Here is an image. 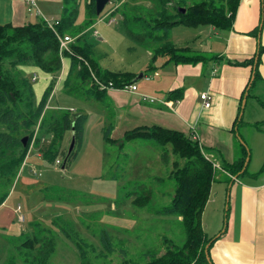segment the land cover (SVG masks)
I'll use <instances>...</instances> for the list:
<instances>
[{
    "label": "rangeland",
    "instance_id": "obj_1",
    "mask_svg": "<svg viewBox=\"0 0 264 264\" xmlns=\"http://www.w3.org/2000/svg\"><path fill=\"white\" fill-rule=\"evenodd\" d=\"M126 1L139 5L145 2L119 0L116 7L121 8ZM188 1L192 4L201 0ZM214 2L219 5L225 0ZM37 10L36 5L33 11ZM103 17L86 36L99 66L113 73L139 75L147 70L151 52L130 40L119 15ZM41 19L35 17L26 23ZM84 24L85 0H80L76 26L84 28ZM210 29L209 26L173 27L168 39L179 47H188L191 56L211 58L221 53L213 54L211 44L215 43L213 49L222 47L217 41L212 43L216 37L214 33L209 35ZM207 64L212 65L213 61ZM60 75H63L62 70L56 82ZM40 78L32 82L36 102L46 88L44 79ZM136 84L148 83L141 79ZM59 86L54 85L46 110L70 111L71 115L85 113L87 129L81 147L74 148L78 149L76 158L65 168L62 166L70 147V133L66 134L56 159L43 158L39 148L30 146L6 199L5 207L10 211L0 216V264H143L144 254L163 253L164 240L176 246L183 245L185 234L179 220L155 214L159 208L169 205L174 193L173 181L167 180L171 166L162 164L160 148L152 142L138 140L126 144L120 153L116 146L104 141L103 135L104 129L113 125L111 137L119 139L122 136V124L118 119L122 111L114 109L113 105L106 109L104 102L82 101L67 95ZM114 111L118 114L112 119ZM242 123L238 134L249 150L248 174H254L264 164V81H257L251 90V97L242 110ZM43 141L49 144V138ZM204 152L210 155L211 151L204 149ZM215 155L214 160L221 164L222 159ZM170 160L173 162L175 158L171 156ZM224 180L221 174L220 181L214 183L211 199L217 194L216 204L208 206L202 214V227L209 237L218 235L224 227L225 191L229 186ZM242 180H248V176L238 181ZM142 188L151 191V198L146 206L138 207L134 199L141 195ZM103 231L114 250L112 254L102 243ZM119 251L125 252V257Z\"/></svg>",
    "mask_w": 264,
    "mask_h": 264
},
{
    "label": "trees",
    "instance_id": "obj_2",
    "mask_svg": "<svg viewBox=\"0 0 264 264\" xmlns=\"http://www.w3.org/2000/svg\"><path fill=\"white\" fill-rule=\"evenodd\" d=\"M117 1L119 2L111 0L97 16L95 0H85L84 28L76 26L80 0H62L61 16L52 27L43 20L21 26L0 25V207L11 193L31 145L39 148L42 157L49 160L60 155L67 133L74 137V148L81 147L87 115L46 110L56 76L62 67V59L69 61L68 74L64 80V88L69 95H83L88 99L101 101L106 90H99L93 77L105 85L111 83L115 89L131 85L136 78L132 73H113L99 66L93 49L86 40L87 34L97 20L108 13L109 17L119 15L124 32L130 40L151 52V62L146 71H152L155 69V62L161 58L165 59V63L174 65H196L219 59L213 57L209 60L201 55L191 56L189 48H178L169 41V31L176 26L186 28L209 26L219 31H230L240 2L225 0L224 3L216 5L214 0H201L192 4L188 0H145L141 5L126 1L120 8L116 7ZM181 8L185 10L183 14L178 12ZM263 27L264 1L261 0L259 24L248 34L257 39ZM64 36L71 37L73 42L68 46V51L61 52L58 37ZM262 55L264 45L260 41L255 54L249 59L227 61V64L233 67L251 68L254 80L246 99L251 97L255 83L261 80L259 66ZM26 66L34 67L51 76L38 102L34 99L33 81L20 70ZM248 86L249 83L242 93L239 112L231 130L235 137L236 158L232 162L223 161L219 169L213 166L214 162L205 154L199 143L192 140L191 135L154 125L128 130L120 140H114L110 137L112 126L105 128L104 141L116 146L120 153L130 142L149 141L160 148L163 165L171 166L167 180L173 181L174 193L169 205L159 208L155 214L157 217H176L183 228L185 241L183 245L176 246L170 240H164L163 253L144 254L143 264H213L211 260L210 262L207 260L205 251L208 246L210 257V249L219 237H209L206 234L202 227V214L210 197L211 188L214 183L220 181L221 174L227 185L234 184L233 178H237L238 181L250 175L247 171L249 161L243 170L245 160L249 157V150L242 140L237 139L238 127L243 124L242 118L239 119L241 103ZM176 93H181V90H174L169 96ZM36 126L38 128L35 132ZM25 137L28 140L23 146L22 140ZM45 137L49 138L47 145L43 144ZM74 148L69 154L65 153L63 168L76 158L78 149ZM171 156L175 158L173 162L170 160ZM263 171L264 165L261 173ZM141 191V195L134 199L138 207L146 206L151 198L149 189L142 188ZM228 211L229 208L224 217L223 228H226ZM101 240L108 253L112 254L114 250L110 247V240L105 231L101 232ZM119 253L125 257V252Z\"/></svg>",
    "mask_w": 264,
    "mask_h": 264
},
{
    "label": "crops",
    "instance_id": "obj_3",
    "mask_svg": "<svg viewBox=\"0 0 264 264\" xmlns=\"http://www.w3.org/2000/svg\"><path fill=\"white\" fill-rule=\"evenodd\" d=\"M35 5L38 10L32 13L28 12V6L24 0H0V25L21 26L35 17H42L41 20L48 23L59 20L63 8L62 0H35ZM37 12L39 15L36 14ZM108 15L109 13L104 16L109 17ZM260 16L261 0H240L232 30L217 33L218 30L211 27L209 35L214 33L216 37L212 43L217 41L220 43L219 47H222L219 50L213 49L215 43L211 44L212 53L221 52L211 57H219L213 61L212 65H208V61L196 65H174L165 63V59L161 58L155 62V69L152 71L144 70L139 75L128 72L136 75L132 84L136 85L137 91L130 93L110 89L105 92L100 101L105 103L106 109L113 105L114 109L122 111L118 117L122 124V136L114 139L110 134V137L120 140L128 130L145 126H160L194 136V140L203 150L211 151L208 156L219 168L223 161L232 162L236 158V145L231 130L239 112L242 93L250 81L252 70L250 67L230 66L227 61H243L255 54L257 39L248 33L258 26ZM48 19L53 21H47ZM103 19L104 17L99 21ZM208 38L211 39L210 36ZM260 41L264 45V27ZM261 59L260 81H264V55ZM68 69L69 61L62 59L63 75L59 76L56 84H59L67 95L69 94L64 88V80ZM20 70L29 75L34 83L42 77L46 84L45 87L51 80V76L34 67H21ZM141 79L150 85L136 84ZM174 90H181V93L170 97L169 93ZM203 94L208 96L209 108H205L200 99ZM70 96L82 101L90 100L83 95ZM129 96L131 98H128ZM141 96H147L156 101L144 102ZM112 114V119L117 118L116 111ZM111 126L112 133L114 126ZM86 129L85 124L84 135ZM69 138L70 143L71 135ZM65 139L66 135L63 143ZM215 154L222 159L221 164L214 160ZM213 192L214 186L211 188L205 209L210 205L214 207L216 204L217 194L215 198L213 197L214 200L211 199ZM5 206L6 201L0 207V216L4 214V211H10ZM228 208L225 231L223 233H220L222 230L219 231L220 236L209 252L210 260L213 264H264V171L261 173L260 170L248 175L246 181L234 182L230 188Z\"/></svg>",
    "mask_w": 264,
    "mask_h": 264
},
{
    "label": "built area",
    "instance_id": "obj_4",
    "mask_svg": "<svg viewBox=\"0 0 264 264\" xmlns=\"http://www.w3.org/2000/svg\"><path fill=\"white\" fill-rule=\"evenodd\" d=\"M24 1H25L26 5L28 6V12H32L33 13V7L34 8L36 7L35 0H24ZM36 14L39 15L38 12ZM109 23H111V21ZM47 24H48L49 27L53 26V23H48L47 22ZM94 33L96 34V32H94ZM58 41H59L60 51L61 52H66V51H68V46L73 42V39L71 37H69V36H64V37H58ZM93 79H94L95 85L98 87L99 90L115 89V88H113L111 83L105 85L101 81H99L98 79H96L94 77H93ZM146 79H148V78H146ZM118 90L134 93V92L137 91V87H136L135 84H131V85L125 86V87H123L121 89H118ZM141 99L144 102L148 101L150 103H153V102L156 101L155 99L149 98L147 96H141ZM200 99L203 101L205 108H209L210 107V102H209L208 96L206 94L201 95ZM36 130L37 129L35 128L34 131L36 132ZM191 138H192V140L195 139L194 136H191ZM56 164H59V161H57ZM213 166L215 168L219 169V167L217 165L213 164Z\"/></svg>",
    "mask_w": 264,
    "mask_h": 264
},
{
    "label": "water",
    "instance_id": "obj_5",
    "mask_svg": "<svg viewBox=\"0 0 264 264\" xmlns=\"http://www.w3.org/2000/svg\"><path fill=\"white\" fill-rule=\"evenodd\" d=\"M110 2H111V0H95L96 15L99 16L101 14V12L104 10L105 6L107 4H109ZM178 12L181 13V14H183L185 12V10L184 9H178ZM260 40H261V33L259 32V34L257 36V48H258V46L260 44ZM257 58H258V55L255 58V63L257 61ZM253 69H255V66L253 67ZM253 80H254V74H251V78H250V81H249V86L247 88V91H246V93L244 95V98L242 100V103H241V112L239 114V119L242 118V110H243V108L245 106V103H246V100H247L246 99V96H247L248 90L250 89V86H251V83H252ZM237 139L239 141H241L240 137L238 136V133H237ZM27 140H28L27 137L23 138V140H22L23 146H25ZM73 148H74V137H73V135H71L70 147H69L67 153L69 154L73 150ZM248 161H249V158H246L243 170L246 168V166L248 164ZM62 168H63V166H62ZM236 180H237V178H233V181L236 182ZM231 186H232V183L229 184L228 189H227V202H226V210H225V212L228 209V202H229V195H230V188H231ZM224 230H225V228H223L222 232H224ZM219 236L220 235L216 236V238H218ZM207 249H208V246L206 247L205 255H206L207 260L210 262V257L208 256V250Z\"/></svg>",
    "mask_w": 264,
    "mask_h": 264
}]
</instances>
